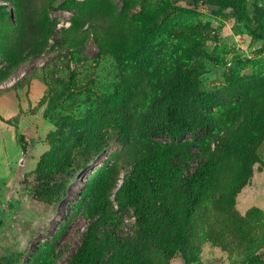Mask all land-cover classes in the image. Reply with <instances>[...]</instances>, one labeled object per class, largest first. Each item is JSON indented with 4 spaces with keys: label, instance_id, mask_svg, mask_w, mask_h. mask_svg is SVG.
<instances>
[{
    "label": "rangeland",
    "instance_id": "obj_1",
    "mask_svg": "<svg viewBox=\"0 0 264 264\" xmlns=\"http://www.w3.org/2000/svg\"><path fill=\"white\" fill-rule=\"evenodd\" d=\"M36 5L45 40L11 61L1 44L17 0H0L11 12L0 11V264H67L95 215L85 197L92 177L115 173L119 185L147 152L175 155L183 174L199 161L210 165L188 220L191 248L166 263L159 249L130 243L133 212L112 190L103 222L133 253L123 259L120 246L100 243L97 264H240L264 242V0H247L244 20L214 0ZM98 21L101 46L90 27ZM181 68L194 78L206 126L180 140L149 137L142 132L146 108ZM25 126L38 139L23 157L18 134ZM55 151L69 157L62 172L44 168L54 170L49 181L59 187L37 193V167Z\"/></svg>",
    "mask_w": 264,
    "mask_h": 264
},
{
    "label": "trees",
    "instance_id": "obj_2",
    "mask_svg": "<svg viewBox=\"0 0 264 264\" xmlns=\"http://www.w3.org/2000/svg\"><path fill=\"white\" fill-rule=\"evenodd\" d=\"M192 1L197 3L198 0ZM246 1L214 0V3L218 10L230 9L238 19L244 20L247 17ZM36 7V0H17L16 21L2 35V51L8 60L18 61L24 52H34L45 40L47 23ZM59 8L65 9V6L60 5ZM0 11L5 17L11 18L9 9L0 7ZM101 25L100 21L90 24L99 46L102 45L99 41ZM253 34L262 37L260 32L253 31ZM196 87L194 78L185 68L166 78L163 90L151 99L146 108L142 132L149 137L164 135L180 140L205 127V116L195 104ZM33 138L38 139V134L30 130L29 126H25L18 134L23 157L28 154ZM168 157L152 152L138 155L119 185L118 174L115 173L107 172L103 176L92 177L85 197L92 200L95 215L67 264H97L103 251L117 245L120 246L119 257L128 259L132 255L133 252L126 253L122 248L125 238L113 234L115 226L103 222L108 220L106 217L111 206L109 195L112 190L117 204L133 212L136 229L133 237L129 238L130 243L134 240L138 248L159 249L166 263L178 251L186 255L191 248L188 220L199 202L210 165L206 160L199 161L192 170H186L183 174L180 160H176L175 155L170 159ZM68 160L69 157H63L55 151L39 163L37 169L40 176L35 186L37 193L48 195L51 188L57 185L49 181L54 172L52 168L62 172ZM48 165L52 168L45 172L44 168ZM65 229L66 226L63 231ZM56 241L57 237L53 239V244ZM100 243L106 246L105 250H101ZM240 264H264V242L246 253Z\"/></svg>",
    "mask_w": 264,
    "mask_h": 264
},
{
    "label": "built area",
    "instance_id": "obj_3",
    "mask_svg": "<svg viewBox=\"0 0 264 264\" xmlns=\"http://www.w3.org/2000/svg\"><path fill=\"white\" fill-rule=\"evenodd\" d=\"M0 199H1V194H0Z\"/></svg>",
    "mask_w": 264,
    "mask_h": 264
},
{
    "label": "water",
    "instance_id": "obj_4",
    "mask_svg": "<svg viewBox=\"0 0 264 264\" xmlns=\"http://www.w3.org/2000/svg\"><path fill=\"white\" fill-rule=\"evenodd\" d=\"M8 206L6 205V208H7Z\"/></svg>",
    "mask_w": 264,
    "mask_h": 264
}]
</instances>
